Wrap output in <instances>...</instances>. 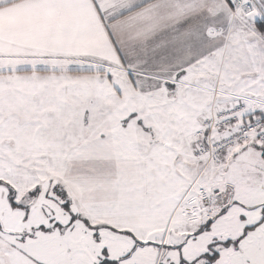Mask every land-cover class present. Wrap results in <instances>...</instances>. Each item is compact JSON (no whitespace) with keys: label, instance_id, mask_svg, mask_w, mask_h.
<instances>
[{"label":"snow or ice","instance_id":"obj_1","mask_svg":"<svg viewBox=\"0 0 264 264\" xmlns=\"http://www.w3.org/2000/svg\"><path fill=\"white\" fill-rule=\"evenodd\" d=\"M0 264H264V0H0Z\"/></svg>","mask_w":264,"mask_h":264}]
</instances>
